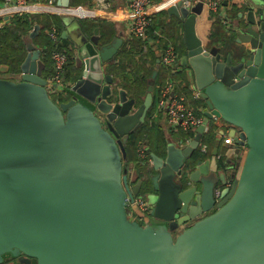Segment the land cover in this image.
I'll return each instance as SVG.
<instances>
[{
  "label": "water",
  "instance_id": "obj_1",
  "mask_svg": "<svg viewBox=\"0 0 264 264\" xmlns=\"http://www.w3.org/2000/svg\"><path fill=\"white\" fill-rule=\"evenodd\" d=\"M57 5L71 7L70 0ZM203 11V1L167 9L183 22V66L191 70L203 114L233 127L236 148L227 151L222 169L218 149L210 161L200 159L204 125L188 146L169 143L162 155L151 154V187L144 193L156 228L129 218L127 200L133 203L145 183L132 184L124 145L146 121L158 72L138 110L124 90L115 103L106 67L124 40L101 45L98 29L93 38L82 33L74 41L81 74L72 99L54 102L42 52L32 42L40 26L34 27L18 82L0 79V264L21 254L33 264H264V0H244L230 27L242 47L238 58L206 49L196 31ZM69 38L66 29L59 41ZM244 153L240 177H231L232 158Z\"/></svg>",
  "mask_w": 264,
  "mask_h": 264
},
{
  "label": "trees",
  "instance_id": "obj_2",
  "mask_svg": "<svg viewBox=\"0 0 264 264\" xmlns=\"http://www.w3.org/2000/svg\"><path fill=\"white\" fill-rule=\"evenodd\" d=\"M41 3H47L48 0H36ZM126 5V0H123ZM192 2H209L210 0H191ZM2 0H0V3ZM112 10H115L117 4L114 0ZM152 4L160 3L162 0H151ZM229 5L226 8L227 18H238L240 12L243 11L244 0H228ZM71 7L89 6L94 7L93 0H70ZM82 33L88 37H95V30H99L98 39L101 45H108L114 39L119 37V30L114 23L94 20L76 19ZM1 23V22H0ZM36 25L40 26V34L32 42L41 50L42 75L48 79L52 75L53 69V52L61 48L67 52L68 65L66 81L74 84L79 78L81 71L74 62V50L68 51L64 46H60L50 40L47 32L54 26L62 33L66 30V24L63 17L50 14L25 15L23 17H15L0 27V75L6 74L13 81V78L20 76L21 65L27 56L26 43L29 42V36ZM199 37L202 39L206 49L219 48L225 55L231 54L238 58L242 53V47L235 43V33L226 27L219 16L212 15L205 11L198 20ZM149 39L143 41L134 37L127 38L123 46L112 64L106 67V72L110 74L115 82V96L112 101L117 100L119 90L126 91L130 99H134L136 108H139L147 96L149 81L154 71L158 72L154 85L153 105L150 109L146 121L131 133L126 144L124 145L126 159L125 166L128 172L135 171L137 177L135 183L144 181L145 189L140 194L144 196V191L151 187L150 176L153 174L152 166L143 165L142 160L138 156V150L142 145L148 147V153L162 155L167 148V140L165 134L161 130L156 118V104L160 96L161 90L169 79L175 80L177 84V92L187 98L188 106L192 108H203L202 101H195L192 91L190 90V82L186 77L187 67L182 66V71L176 72L173 68L158 65L160 60V51L167 48L169 44L173 45L180 56L186 54L185 35L183 22L175 17H169L167 11H162L159 16H152L151 27L148 31ZM66 42V41H61ZM145 48L147 50L145 51ZM156 48V49H155ZM66 94V95H65ZM54 102H68L72 99L69 90L57 96H51ZM170 136L174 139L190 140L194 136V131L185 132L181 129L169 130ZM218 128L211 121L210 126L202 137L201 141L208 146L207 155L197 152V156L202 160L211 158L212 152L217 147L216 137Z\"/></svg>",
  "mask_w": 264,
  "mask_h": 264
},
{
  "label": "built area",
  "instance_id": "obj_3",
  "mask_svg": "<svg viewBox=\"0 0 264 264\" xmlns=\"http://www.w3.org/2000/svg\"><path fill=\"white\" fill-rule=\"evenodd\" d=\"M172 0H167L163 4L159 5V10H166L171 5L177 4L179 1L183 2L185 8L191 9L199 2H192L191 0H178L170 3ZM228 0H210L204 2V7L207 12L212 15L219 16L228 29L230 25L226 21L227 14L223 10L225 9L224 3ZM58 0H48L47 3H41L36 0H2L0 3V27L4 26L7 21L15 17H23L25 15H38V14H50L59 17L72 16L76 19H99L100 13H106L112 11V3L110 0H93L94 7L79 6L60 8L57 5ZM151 0H127V11L129 12V34L130 37L147 41L149 39L148 31L151 27L152 15L149 10L152 7ZM47 36L53 42L60 44L61 34L56 26L52 27ZM156 49V48H155ZM147 48H145V51ZM160 65L173 68L176 72L182 71L181 58L175 47L171 44L163 51H160ZM53 69L52 75L47 79V91L51 96H59L71 90L73 84L67 83V65L68 55L67 52L61 48L56 49L52 54ZM194 100L201 101L200 93L196 90L195 85L192 83L190 86ZM59 103V101H57ZM203 108L194 109L188 106L187 98L184 95H180L177 92V86L173 79H169L165 84V87L161 90L160 96L156 104L157 115H163L171 128L174 130L181 129L185 132L196 131L197 128L205 125V132L208 130V126L205 124L207 119L203 114ZM233 130V127L229 125L228 131L218 132V140L222 146L226 148V152L221 154L218 152L216 156L217 162L224 163L227 161L226 153L230 148H236V142L229 134ZM204 132V133H205ZM239 134L236 133V136ZM182 144L188 146L189 140L181 141ZM181 145V147H183ZM148 147L142 145L138 150V156L142 160L143 165H153L151 156L148 153ZM200 153L207 155L208 146L205 143L200 142ZM246 152V151H245ZM245 154V153H244ZM242 157V156H241ZM240 155L237 157V164H232V169L229 170L230 176H234L233 172L237 170V165L241 159ZM128 202V209L137 213L140 219L143 221L148 214L151 216L152 206L145 201L144 196L135 197L133 203L130 200Z\"/></svg>",
  "mask_w": 264,
  "mask_h": 264
},
{
  "label": "crops",
  "instance_id": "obj_4",
  "mask_svg": "<svg viewBox=\"0 0 264 264\" xmlns=\"http://www.w3.org/2000/svg\"><path fill=\"white\" fill-rule=\"evenodd\" d=\"M115 1V3L117 4V7H116V9L115 10H112V11H110V12H106V13H100L99 14V16H101V18H99V20H102V21H107V22H110V23H114L116 26H117V28H118V30H119V37H122L123 38V40L125 41L127 38H129L130 37V34H129V21H128V19H129V12L127 11V8H126V6H127V0L125 1L126 2V5L125 4H123L124 3V1L123 0H114ZM174 1H178V0H172L170 3H172V2H174ZM199 2H202V1H199ZM204 2V1H203ZM159 5H160V3H156V4H153L152 5V7L150 8V10H149V12H150V14L152 15V16H159V14L162 12V11H167V9L166 10H159L158 9V7H159ZM171 6H173V5H171ZM170 6V7H171ZM205 11H207L206 10V8L204 7V11H203V13L205 12ZM226 13L227 14V10H226V8L223 10V13ZM202 13V14H203ZM240 14V13H239ZM239 16V15H238ZM200 17L201 16H199L198 18H197V24H196V31H197V35H198V37H199V32H198V20L200 19ZM234 21H235V23L236 22H238L239 21V18H235V19H233ZM200 38V37H199ZM201 39V38H200ZM202 40V39H201ZM73 48H72V50H74V62H75V65L78 67V63H77V57H78V48L75 46V44H74V46H72ZM185 55L183 54L182 56H180V58H181V65L183 66V57H184ZM183 67H185V66H183ZM188 69V68H187ZM5 72V71H4ZM181 71H179V73H180ZM108 74V73H107ZM186 77H187V79L189 80V82H190V84H192V79L189 77V75H188V72H187V70H186ZM16 79L18 78L19 79V76H17V77H15ZM0 79H5V80H7L6 78H4V77H2L1 75H0ZM174 82H175V84H176V86H177V82L175 81V80H173ZM68 83V82H67ZM72 84V83H71ZM66 95V94H65ZM196 101V100H195ZM195 109V108H194ZM196 109H199V108H196ZM158 120V124L160 125V127H161V130L163 131V133L165 134V138H166V140H167V143L169 144V143H174V144H176L177 146H181L180 144H182L181 143V141H184V140H182V139H174V138H172L171 136H170V134H169V130H168V128H167V125H166V119H165V117L163 116V115H160V116H157L156 117ZM214 122V124H215V126L218 128V132H221L222 131V128H223V123L224 122H222V121H220V120H213ZM208 128H209V126H208ZM197 136V133H196V131H194V136H193V138H191V139H194L195 137ZM203 143V142H202ZM216 143H217V147L215 148V149H218V152H219V150L221 149V147H223L222 146V144H221V142L218 140V135H217V137H216ZM167 144V145H168ZM182 146H187L185 143L184 144H182ZM214 149V150H215ZM213 153V152H212ZM212 159V156H211V158H209V159H207V160H205V161H210ZM151 166V165H150ZM153 167V166H152ZM132 173H133V178L135 179L137 176V173L135 172V171H132Z\"/></svg>",
  "mask_w": 264,
  "mask_h": 264
},
{
  "label": "rangeland",
  "instance_id": "obj_5",
  "mask_svg": "<svg viewBox=\"0 0 264 264\" xmlns=\"http://www.w3.org/2000/svg\"><path fill=\"white\" fill-rule=\"evenodd\" d=\"M165 1H167V0H162V2H160V5L163 4ZM63 19H64V22L66 24V29L70 33V38L66 42H61L60 46L61 47L64 46L66 50L71 51L72 48H73L72 46H74V41L76 42L75 38L77 36H83V34H82L81 30H80V27H79V24H78L76 18H74L72 16H65V17H63ZM226 21L228 22V24L231 27L235 23V21L232 18H229L228 20L226 19ZM187 72H188L189 77L191 78V70L189 68L187 69ZM1 76L6 78L7 80L11 79L6 74H2ZM13 81H18V78L17 79L13 78ZM212 122H214V121H212ZM210 123H211V120H208V119L205 120V124L207 126H210ZM166 125H167L168 130H174L173 128H171L169 126V124L167 122H166ZM222 130L225 131V132L228 131L229 130V125L226 124V123H223ZM220 152H221V154H224L226 152V148L221 147V151ZM245 157H246V153L241 157V159L239 161L240 164H239L238 169L235 172H233L235 178H237V179L240 177L241 170H242V167H243V164H244V161H245ZM144 197H145V201H147V203L150 206H153V202L148 198V195L146 193H144ZM128 215H129V218H130L131 221L138 222V223H140L141 225H143L145 227L156 228L157 225H159L158 224L159 221L154 219L153 217H151L149 214L143 221L140 219V217L138 216L137 213L132 212V210H130V209H128Z\"/></svg>",
  "mask_w": 264,
  "mask_h": 264
},
{
  "label": "flooded vegetation",
  "instance_id": "obj_6",
  "mask_svg": "<svg viewBox=\"0 0 264 264\" xmlns=\"http://www.w3.org/2000/svg\"><path fill=\"white\" fill-rule=\"evenodd\" d=\"M19 80V79H18ZM18 82V81H17ZM130 99V98H129ZM134 100V99H133ZM115 103H118V100L115 102ZM114 103V104H115ZM134 109L135 110H138V108H136V103L134 105ZM134 110V111H135ZM98 118L103 126V128L107 129V125H108V122H107V119L105 118V116L103 115H98ZM221 151V149L219 150V152ZM232 161L234 164H237L236 161H237V158L234 159L232 158ZM220 164V169L223 168V165L219 162ZM129 174H131V182L133 185H136L137 183H135V179L133 178V173L132 172H129ZM138 223V222H137ZM140 224V223H139ZM141 225V224H140ZM142 227L146 228L145 226L141 225ZM190 226V225H188ZM188 226L184 227L183 229L180 230V233L183 232L185 229L188 228ZM175 238H176V235H175ZM2 264H33V261L32 259H28L26 256H24L23 254H21L20 256H17V257H12V256H4L3 258V263Z\"/></svg>",
  "mask_w": 264,
  "mask_h": 264
}]
</instances>
